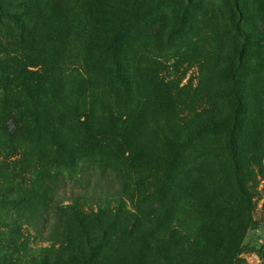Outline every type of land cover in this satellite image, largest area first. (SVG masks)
<instances>
[{
  "label": "rangeland",
  "instance_id": "rangeland-1",
  "mask_svg": "<svg viewBox=\"0 0 264 264\" xmlns=\"http://www.w3.org/2000/svg\"><path fill=\"white\" fill-rule=\"evenodd\" d=\"M235 97L259 138L232 134L246 200L224 127L170 153L222 126ZM183 185L241 224L232 264H264V0H0V264H197L198 240L232 232L178 228Z\"/></svg>",
  "mask_w": 264,
  "mask_h": 264
},
{
  "label": "trees",
  "instance_id": "trees-1",
  "mask_svg": "<svg viewBox=\"0 0 264 264\" xmlns=\"http://www.w3.org/2000/svg\"><path fill=\"white\" fill-rule=\"evenodd\" d=\"M123 27H121L118 32L116 33L115 37L111 40V65H112V73L115 77V79L119 83L124 82V76H123V66L120 59V48L123 45V37L122 33ZM235 104L236 109L234 110V113L232 116L228 117V120L220 126V124H217L214 122V120L211 121L209 126H206L205 128L198 127L195 131L190 133L188 136V140H186L183 144L175 146L171 148V154L173 156H176L180 153L187 152L191 146L197 141L195 139L199 138L202 133L209 132V133H215L216 129H219L218 127H224L225 132H227L228 139L225 141V151L229 159L230 163V175L231 179H233V184L237 187H239L240 191H238L240 197L243 200H246L247 197V191L241 188V180L244 177V172L241 167V163L239 160V148L238 144L236 143V140L232 138V134H235L236 137H248L255 145L258 144L259 138L257 135L253 132V129L247 125L244 121L246 120L247 116H243V122H239V117L242 116L239 111L240 110V102L237 97H235ZM239 112V115L236 116V114ZM224 132V133H225ZM189 195H191V203L194 204L190 209L184 210L181 212V216L183 217V221H180L177 223L178 228L185 227V225L189 226L190 224L186 223L185 220L188 216L195 217L198 220V223H203L201 227H204V229H212L214 231H217L221 233L222 231L226 232H232V238L224 239V242L222 244H205L201 241H197L195 243V247L192 249L191 256L193 257L194 262L197 264H202L207 256L210 255L211 252H214L216 254H219V258L224 261L225 264H232L235 256L237 255V249L240 245V240L242 239V229L241 224L237 223L235 219H230L228 216L229 208L227 205H224V202L221 200L218 207L211 206V201H214L216 198L210 197V195L203 194L202 192L189 190L186 188L185 185L181 186L180 188V195L179 197H183L185 199L189 198ZM175 197V196H174ZM220 197L218 195L217 199ZM161 207H163L165 204H167V197H163L160 200H158ZM206 204L205 207L202 205ZM250 219V218H248ZM171 221H168L166 224L163 223V225L158 227L157 234H167V231L171 228ZM98 230L101 236V246H103L105 243L109 241L108 239V227L109 225L106 223V226L103 224H99ZM167 229V231L165 230ZM82 232L87 236L88 232L85 230V228L81 229ZM187 230V229H186ZM149 234H152V232H146L145 235L149 236ZM202 234L201 237H203ZM152 236V235H150ZM229 237V236H228ZM86 243L88 246L91 245V242L89 238L87 237ZM152 246V245H150ZM75 264H77L75 262Z\"/></svg>",
  "mask_w": 264,
  "mask_h": 264
}]
</instances>
